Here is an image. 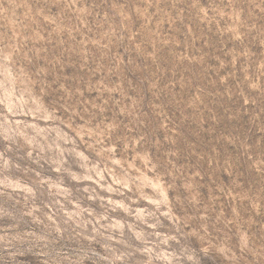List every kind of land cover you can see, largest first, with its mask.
Wrapping results in <instances>:
<instances>
[{"label": "rangeland", "instance_id": "374dc122", "mask_svg": "<svg viewBox=\"0 0 264 264\" xmlns=\"http://www.w3.org/2000/svg\"><path fill=\"white\" fill-rule=\"evenodd\" d=\"M0 264H264V0H0Z\"/></svg>", "mask_w": 264, "mask_h": 264}]
</instances>
